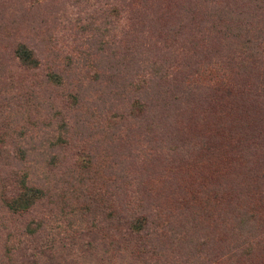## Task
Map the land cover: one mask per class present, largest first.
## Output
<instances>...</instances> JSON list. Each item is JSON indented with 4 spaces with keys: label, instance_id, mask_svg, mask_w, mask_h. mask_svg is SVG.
Here are the masks:
<instances>
[{
    "label": "rangeland",
    "instance_id": "374dc122",
    "mask_svg": "<svg viewBox=\"0 0 264 264\" xmlns=\"http://www.w3.org/2000/svg\"><path fill=\"white\" fill-rule=\"evenodd\" d=\"M263 11L264 0H0V264L221 255L231 187L251 178L241 132L264 129V60L244 40L264 38ZM250 151L263 176L264 143ZM16 199L28 208L8 210ZM155 214L175 237L139 220Z\"/></svg>",
    "mask_w": 264,
    "mask_h": 264
},
{
    "label": "trees",
    "instance_id": "16d2710c",
    "mask_svg": "<svg viewBox=\"0 0 264 264\" xmlns=\"http://www.w3.org/2000/svg\"><path fill=\"white\" fill-rule=\"evenodd\" d=\"M207 1H211L212 3L215 2V0ZM242 28L247 29L244 25ZM261 33L262 32L258 30V32H254L253 38L244 39L245 42H253L258 39V42L255 43V49L252 55L260 62L264 60V38ZM15 53H17V56L25 63L33 61L29 50L23 45H18ZM215 85H217V83H215ZM219 85L223 87L222 89L224 92L228 93L230 91L227 84L221 82ZM259 107H262L261 104ZM241 133L242 136L244 135V139L248 141L247 145L249 149L247 162L241 165L243 168V172L241 171V173L244 174L246 178H251L250 180L239 181L233 185L234 187H231L233 191L238 192V195H234L229 199L228 216L222 218L220 222V224H222L221 230L225 235L224 239L226 244L223 246L225 250L221 255H217L215 252L210 253L204 264H264V212H259L254 203L250 204L246 200V197L252 196L256 201H264V185L261 180L264 175L261 176L258 173L262 167L260 165H252L250 162L259 161L255 153L250 151V148L256 147L258 138L264 143V129L258 131L257 134L253 131L247 133L242 131ZM33 192L36 193L39 191L33 189ZM34 196L37 197V194ZM6 207L10 211H19L27 209L28 205L25 200L22 202L21 199H16L7 201ZM141 216L139 220H141L143 224L151 225L152 234L156 236L169 234L171 237H175V221L167 220L162 217L158 219V216L155 214L157 221L152 222L146 219V216ZM139 220H137V216L134 218V221ZM142 222L139 221V223ZM217 224L219 225L218 221ZM172 226L173 230H171Z\"/></svg>",
    "mask_w": 264,
    "mask_h": 264
}]
</instances>
